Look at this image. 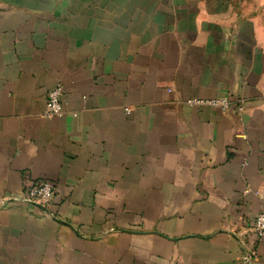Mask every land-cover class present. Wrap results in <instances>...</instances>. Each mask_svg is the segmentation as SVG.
<instances>
[{"label":"crops","instance_id":"obj_1","mask_svg":"<svg viewBox=\"0 0 264 264\" xmlns=\"http://www.w3.org/2000/svg\"><path fill=\"white\" fill-rule=\"evenodd\" d=\"M263 210L264 0H0V264H264Z\"/></svg>","mask_w":264,"mask_h":264},{"label":"built area","instance_id":"obj_2","mask_svg":"<svg viewBox=\"0 0 264 264\" xmlns=\"http://www.w3.org/2000/svg\"><path fill=\"white\" fill-rule=\"evenodd\" d=\"M187 102L194 104H207L212 107H218L222 110H226L231 105L239 110L243 107L241 101H232L227 97H218L211 99H189ZM63 112V106L61 103V86L59 84L51 88L45 97V110L43 115H60ZM53 186L46 179H34L31 182L24 185L22 191L19 194L11 196L12 200L23 201L31 203L39 207V213L44 216L54 218L55 213L50 210L51 201L53 197ZM249 230L252 231L256 240L264 237V210L258 212L252 223L249 225ZM244 261L248 260V255L243 257Z\"/></svg>","mask_w":264,"mask_h":264}]
</instances>
